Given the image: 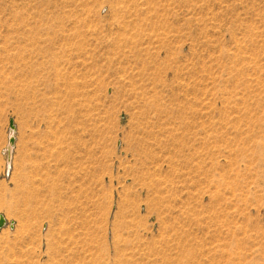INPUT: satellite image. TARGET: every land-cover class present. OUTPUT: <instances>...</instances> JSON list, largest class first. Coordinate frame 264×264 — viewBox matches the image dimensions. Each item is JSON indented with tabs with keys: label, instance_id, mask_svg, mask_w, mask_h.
I'll use <instances>...</instances> for the list:
<instances>
[{
	"label": "rangeland",
	"instance_id": "obj_1",
	"mask_svg": "<svg viewBox=\"0 0 264 264\" xmlns=\"http://www.w3.org/2000/svg\"><path fill=\"white\" fill-rule=\"evenodd\" d=\"M0 214V264H264V0H0Z\"/></svg>",
	"mask_w": 264,
	"mask_h": 264
},
{
	"label": "water",
	"instance_id": "obj_2",
	"mask_svg": "<svg viewBox=\"0 0 264 264\" xmlns=\"http://www.w3.org/2000/svg\"><path fill=\"white\" fill-rule=\"evenodd\" d=\"M9 127H10L11 134L9 135V138H8V144H7V147H6V153L5 154H6V160H10L11 161V154H12L13 144L15 142V137L13 135V133H14L13 131L15 129V125H14L13 120H10ZM6 224H7L6 218L4 217V215L0 214V229L2 227H4ZM11 225H12V223H11Z\"/></svg>",
	"mask_w": 264,
	"mask_h": 264
},
{
	"label": "bare ground",
	"instance_id": "obj_3",
	"mask_svg": "<svg viewBox=\"0 0 264 264\" xmlns=\"http://www.w3.org/2000/svg\"><path fill=\"white\" fill-rule=\"evenodd\" d=\"M14 132V131H13ZM11 134V132L9 131V135ZM6 147H7V145H6ZM6 147H5V149H4V151H5V153H6ZM6 165H7V167L10 165V160H6Z\"/></svg>",
	"mask_w": 264,
	"mask_h": 264
}]
</instances>
